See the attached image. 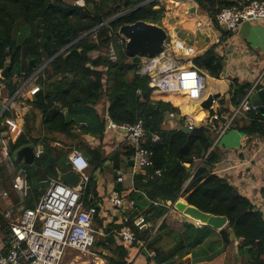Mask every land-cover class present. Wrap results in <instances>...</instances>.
Returning <instances> with one entry per match:
<instances>
[{
    "label": "trees",
    "instance_id": "obj_1",
    "mask_svg": "<svg viewBox=\"0 0 264 264\" xmlns=\"http://www.w3.org/2000/svg\"><path fill=\"white\" fill-rule=\"evenodd\" d=\"M82 1L83 5L78 6L63 0H0V72L9 61L6 80L10 82H13L14 75L21 76L22 73L21 81L28 79L69 43L88 33L67 49H77L79 56L65 57V53L60 54L36 76L34 84L39 91L29 99L28 104L41 113L40 138L30 136L28 122L23 130H17L9 124L8 112L0 117V129H7L12 136L11 155L19 147L28 144L35 146L42 142V156L35 159L33 165L23 166L29 184L26 207L35 206L47 187L46 183L57 176L60 164L65 162L73 148L81 150L93 168L103 165L105 157L100 150L83 144L75 135L74 128L80 121L73 116L76 112H93L94 106L106 101V115L113 122L134 124L137 120L142 121L145 131L143 146L152 153V166L133 179L134 190L143 194L135 201H146L143 218L149 228L138 230L132 221L123 225L131 229L135 243L144 245L146 253H153L158 264H178L179 259L200 248L206 241V247L210 250L206 264H232L230 261L237 256L240 264H264V217L227 180L213 172V166L219 160L217 152L214 149L210 151L215 138L214 130L202 125L204 131L200 137H188L181 130L184 118L176 122L175 128H166L169 122L166 116L173 115L175 121L179 109L168 102L151 99L154 90L148 87L149 76L140 72L148 58H128L124 53L125 41L118 35V29L138 21L164 27L161 24L166 13L164 6L159 4V0ZM192 1L207 13L213 26L220 32L221 39L226 38L229 33L218 29L216 17L223 8L235 6V3L227 0ZM141 4L144 5L134 9ZM110 19L113 20L103 25ZM170 34L172 38L173 34ZM178 35L179 31L175 32L174 37L179 38ZM110 45L117 55L115 61L108 57ZM215 48L211 47L190 62L182 58V68H193L207 79L220 78L223 61ZM3 81L0 75V83ZM250 89V84L232 80L230 105L238 107ZM184 98L178 101L174 99L173 102L180 104L183 112L199 119L202 111L198 107L192 110ZM65 110L69 123H66L63 115ZM244 115L247 121L240 124V118H235L233 127L247 135L263 136L264 116L253 112ZM94 120L99 131L102 130L104 123L96 116ZM86 124L87 127L82 128L90 132L93 124L90 121ZM56 135L67 138L70 147L65 146L64 150L51 147L50 142H57ZM153 136L157 137L156 141H152ZM202 151H205L204 157L201 156ZM200 160H203L201 166L194 171ZM41 180L48 181L41 184ZM0 182L4 189L10 187V177L3 167L0 168ZM90 196L88 186L83 199L85 207L91 204ZM177 199L201 212L225 217L228 224L218 233V239H210L212 230L204 226L197 228L185 224L184 231L178 233L169 230L164 221L158 225L167 211L166 203ZM0 221L3 227L5 222L2 217ZM96 225H100V220L94 216L92 227L96 229ZM227 228H232L235 240H229ZM119 229L118 226L116 230ZM105 241L108 245H105ZM93 246L107 253L102 256L108 264H128L125 248L117 245L112 238H97Z\"/></svg>",
    "mask_w": 264,
    "mask_h": 264
},
{
    "label": "crops",
    "instance_id": "obj_2",
    "mask_svg": "<svg viewBox=\"0 0 264 264\" xmlns=\"http://www.w3.org/2000/svg\"><path fill=\"white\" fill-rule=\"evenodd\" d=\"M227 1L235 3L234 5H242L250 2V0ZM182 6V15L180 14L182 20L180 23L181 29L185 33L181 37H192L195 41V31L200 30L201 33H204L209 37L210 41L204 50L199 51L195 45L189 46L185 44L181 37L178 38L175 36L169 39L170 43L168 49L170 50V53L178 62L181 61L182 58L190 61L195 57L202 55L211 47L216 46L215 51L223 61L222 73L218 79L209 77L204 89L197 94H162L153 91L151 93V99L154 101L168 102L173 107L179 109L180 113L175 118V121L172 119L173 115H169V122L165 125L166 128H175L177 126L176 122L180 121L182 118L185 119L184 125H187V119L190 117L194 119L196 127L203 125L214 130L213 136L215 135V138L213 139L210 151L214 149L219 156V160L214 164L213 172L227 180V182L232 185L239 194L246 197L264 217V135H247L233 127L232 123L235 118H240V124H244L247 121L244 112L241 111L232 119L230 127L227 130L223 132L220 131L222 124L229 120L235 109L229 103L232 80L235 79L240 83L243 82L251 85L252 82L260 77L259 85L253 93L264 88V23L260 21L243 23L235 31L230 32L226 38L221 39L220 32L213 26L207 13L203 9L197 4L196 7H194V5L187 6L186 4H183ZM189 7H193L194 14L190 15L187 13L186 15H183L184 12H187ZM218 29L220 28L218 27ZM178 31L175 30V32ZM185 52H193V54L186 55ZM34 73H32L31 76H33ZM21 75H23V73ZM1 84L2 83H0V85ZM6 94L7 91L4 88L0 90L1 99H5L7 97ZM209 95H217V98L215 99L217 100L218 106L204 109L202 103ZM183 98L186 99V105L192 110L198 107L202 111V116L199 119L191 113L183 112L181 105L173 102L174 99L178 101ZM29 99L30 98L26 97L20 101L21 111L20 113L13 112L10 115L9 124L17 130H23L25 124L28 122V125L31 128L30 136L33 139H38L41 137L37 133V131H41V113L38 110L32 109L28 104ZM106 108L107 102L102 101L92 108L95 114L91 111H82L74 113L73 116L74 119L80 121L76 128H74V133L78 139L92 149H99L101 154L105 157L103 165L96 168L89 165L87 170L89 179H96L93 186L95 195L92 196L91 193L89 199L91 204L89 207H94L96 209L95 216L100 220V225H96V229L92 227L95 232L94 243L97 238H112L117 245L125 248L127 252L126 262L128 264H158L155 262L154 258L149 256L150 252L146 253L144 245L136 244L131 247H126L120 243L118 233L121 231L123 225L138 216L144 217L143 212L147 208L144 206L146 201L144 199H138V201H135L138 196L143 194L135 191L133 187L134 176L138 173L143 174L144 171L138 170L134 166L133 152L126 143L125 133L106 129V118L108 117L106 115ZM214 113H217L219 120H214L209 123L208 119ZM253 113H259L264 116V113L259 111V107H257V111ZM16 116L21 118H16ZM95 116L99 118V121L101 120L104 123L103 129L100 131L94 120ZM89 121L93 124L92 128L90 129V132H85L82 127H87L86 123ZM40 133L42 134V132ZM56 138L57 142L49 143L51 147L60 148V141L65 143L68 142L63 136H57ZM41 143L42 142L39 141L33 146L34 150L36 146H40L43 151ZM75 143H77V140ZM79 151L81 152V150ZM202 162L203 160H200L196 163L194 171L201 166ZM16 165L22 167L25 166L20 164ZM68 167L69 165L66 157L65 162L60 164L59 172L64 173ZM46 181L48 180H41L39 182L44 184ZM51 181H58L57 176L49 179L48 183H46L47 187ZM7 189L8 191H5L8 193V198L5 200L0 198V202L5 204L4 208L9 203H13L12 201H15L13 203L15 205L18 201L15 194L11 191V188L8 187ZM0 190H4L1 182ZM113 191H117L124 201V206L121 209H115L108 204V197ZM2 210L3 208L0 209V213ZM163 221L169 230L178 233L184 231L183 226L185 224H192L191 221L185 219L182 215L169 207H167L165 215L159 220L158 225ZM118 226L120 229L116 230ZM4 227L5 223L2 227L0 221V255L6 250ZM211 230L210 239L217 240L220 231ZM207 244L208 242L206 241L200 248L191 251L190 254L179 259L177 263L206 264V259L210 256V250L206 247ZM105 245H108L107 241H105ZM90 250L92 255L98 257L104 264H108L106 258L102 256L107 253L103 251L102 248L92 245ZM81 257L85 258V260H82ZM90 258L91 256L89 257L88 255L83 256L75 254L72 260L70 257L71 262L69 264H81V262L88 261ZM230 263L240 264V259L237 256V258H235L234 261H230Z\"/></svg>",
    "mask_w": 264,
    "mask_h": 264
},
{
    "label": "built area",
    "instance_id": "obj_3",
    "mask_svg": "<svg viewBox=\"0 0 264 264\" xmlns=\"http://www.w3.org/2000/svg\"><path fill=\"white\" fill-rule=\"evenodd\" d=\"M251 21L264 23V0H253L247 4L223 8L216 17L218 27L228 33ZM168 48L169 43L160 54L148 58L147 64L141 68V74L149 76L148 87L162 94L194 95L203 90L207 77L193 68L183 69L184 63L175 60ZM185 53L193 54V52ZM108 57L111 61L117 58L112 45L108 48ZM40 70L23 81H21L22 75L13 76L11 83L15 86V90L11 96L0 98V117L7 112L10 115L13 112L20 113V101L26 97H33L39 91L34 81ZM259 81L260 77L252 82L248 94L234 109L229 120L222 124L221 132L230 127L232 119L240 111L244 113L257 111V106L250 102V96L257 89ZM217 106V100H212L211 107ZM16 118L21 117L16 116ZM208 120L209 123L218 121L217 113ZM186 124L191 129L196 127L194 119L190 117ZM106 129L125 133L126 143L133 152L134 166L138 170L144 171L152 166V153L143 146L145 131L141 120H137L134 124H117L107 117ZM156 140L157 137L153 136L152 141ZM11 142L12 136L9 131L0 129V168L3 167L8 173L11 191L18 200L16 205L9 203L0 213L5 222L7 250L5 255H0V264H67L66 260H70L71 253L75 252L78 255L91 256L90 260L81 264H104L98 257L92 255L90 250L94 243L95 232L92 222L96 209L85 208L83 202L90 180L87 174L89 164L84 155L76 148L67 155L70 170L80 177L77 187L71 188L61 182L51 181L35 206L28 208L25 205L29 193L27 171L14 163L10 154ZM42 154V148L36 146L34 160L40 158ZM0 198L7 199L8 193L1 190ZM108 204L115 209H121L124 201L117 191H113L108 197ZM191 223L195 227H201L197 223ZM132 224L138 230L149 228V224L142 216L134 218ZM118 237L120 243L126 247L136 244L134 235L127 226L122 228ZM149 256L153 258V253L150 252Z\"/></svg>",
    "mask_w": 264,
    "mask_h": 264
},
{
    "label": "water",
    "instance_id": "obj_4",
    "mask_svg": "<svg viewBox=\"0 0 264 264\" xmlns=\"http://www.w3.org/2000/svg\"><path fill=\"white\" fill-rule=\"evenodd\" d=\"M141 4L134 9L142 6ZM132 9V10H134ZM187 13L190 15L194 14L193 7H189ZM113 19H110L103 23L110 22ZM178 31V29H176ZM88 33L84 34L80 38L76 39L75 41L69 43L65 48L60 50L57 54H55L47 63L54 60L60 54L65 53V57L68 56H79V51L77 49H70L67 51L69 47L74 45L78 40L85 37ZM118 35L125 41L124 43V53L128 58H132L135 56H145L147 58H153L154 56L160 54L165 48L166 44L169 40V33L168 31L157 24L148 23L145 21H138L136 23L130 25H123L118 29ZM195 38L192 37H181V39L185 42V44L189 46L195 45V47L202 51L206 48V45L209 43L210 39L204 33H201L200 30L195 31ZM45 63L40 69H43L44 66L47 64ZM9 73V61H6L5 68L0 72L2 79H4L3 83L0 85V90L5 89L7 91V97L11 96V94L15 90V86L7 79ZM217 98V95H209L207 99L202 103V107L204 109H209L211 107V102ZM250 102L259 107V111L264 113V88L256 91L250 96ZM64 118L66 123L70 122L69 116L67 111L63 112ZM169 116H166V120H168ZM181 130L188 136V137H200L203 134L204 127L202 125L198 127H193L192 129L188 126L184 125L181 127ZM205 151H202L201 156L204 157ZM12 159L16 164L30 166L34 164V147L32 144L24 145L19 147L14 152H12ZM58 182H61L71 188L77 187L80 182V177L77 173L72 170H68L64 173L58 172L57 173ZM96 179L91 178L89 180V187L91 189L92 196L95 195V190L93 188ZM167 207L173 209L174 211L178 212L182 217L185 219L199 224L201 227H208L216 231H221L226 228L228 221L225 217L222 216H214L208 213H204L199 211L197 208L188 205L187 203L183 202L180 199L175 200L174 202L168 201L166 203ZM227 232L229 233V240H235V234L232 228H227ZM7 250L4 251V255L6 254Z\"/></svg>",
    "mask_w": 264,
    "mask_h": 264
},
{
    "label": "rangeland",
    "instance_id": "obj_5",
    "mask_svg": "<svg viewBox=\"0 0 264 264\" xmlns=\"http://www.w3.org/2000/svg\"><path fill=\"white\" fill-rule=\"evenodd\" d=\"M64 2L68 3V4H75V5H78V6H82L83 5V1L82 0H63ZM159 4L164 6L165 8V15H164V18L162 19L161 21V24L164 26V28L168 31L169 33V36H171L170 33L173 34V37H174V34H175V30L178 29L179 30V38L181 36L184 35V31L181 29V23H180V14L182 13L183 11V4H186L187 6L188 5H194V7H196V3L194 4V2L192 0H159ZM186 15L187 12H184L183 15ZM182 15V14H181ZM169 39H171L169 37ZM170 40H168L167 43H170L169 42ZM94 55V54H93ZM207 81V79H206ZM35 129V127H34ZM41 131H37V133L39 134V136H42V134L40 133ZM56 136H62V135H56ZM64 137V136H63ZM67 140V138H65ZM68 141V140H67ZM60 148L61 149H66V147H70L69 146V141L68 142H61L60 141ZM66 146V147H65ZM2 185V184H1ZM4 189V188H3ZM8 189H4V191ZM1 191V190H0ZM6 191V192H7ZM13 203L15 201H12ZM4 203H1L0 202V209H4ZM78 255V253H72L71 255V260L73 259V256L74 255ZM82 260H85V258L81 257ZM71 261L69 259L66 260V263L69 264Z\"/></svg>",
    "mask_w": 264,
    "mask_h": 264
}]
</instances>
